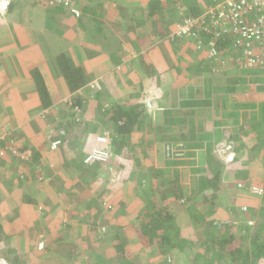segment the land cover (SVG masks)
Instances as JSON below:
<instances>
[{"label":"crops","instance_id":"0c3cea01","mask_svg":"<svg viewBox=\"0 0 264 264\" xmlns=\"http://www.w3.org/2000/svg\"><path fill=\"white\" fill-rule=\"evenodd\" d=\"M11 1L0 0V146L37 153L30 162L13 153L0 161V223L7 237L2 245L12 254L7 251V264H120L125 254L117 250L115 230L139 225L147 210L154 214L146 208L149 200L163 207L162 214L192 215L180 210L181 200L165 195L176 182L187 190L188 178L182 180L174 169L189 159H202L203 170L189 178L195 184L184 198L205 177L209 159L219 167L221 182L231 187L226 200L250 202L245 192L232 188L238 178L264 188V67H245L231 38L223 39L212 61L209 46L200 51L197 40L173 37L182 21L180 8L198 18L222 0H69L80 18L68 10L47 12L58 5L45 6L49 0H17L20 6L9 12ZM60 54L88 76L75 93L65 84ZM33 71L42 76L53 102L48 109ZM78 97L84 99L86 126L77 122ZM116 103L146 105L133 133L137 142L131 138L130 153L120 154L131 159L121 176L122 164L115 158L116 166L109 168L116 176L109 163L102 164L103 171L99 163L83 167L84 159L71 151L107 131L105 110ZM45 110L49 113L43 116ZM48 131L70 144L51 151ZM230 155L247 170L229 168L233 165L225 157ZM263 200L253 198L256 207L250 208L264 218ZM202 209L196 208L200 217ZM223 211H206L205 223L233 219ZM172 223L166 226L184 234L176 217ZM124 244L131 254L127 262L138 263L141 244L131 238Z\"/></svg>","mask_w":264,"mask_h":264},{"label":"trees","instance_id":"16d2710c","mask_svg":"<svg viewBox=\"0 0 264 264\" xmlns=\"http://www.w3.org/2000/svg\"><path fill=\"white\" fill-rule=\"evenodd\" d=\"M56 8L54 10L49 9L47 12H53L55 15H63L65 14V11H70L74 17L76 15L68 9L67 6H64L63 2H57L55 1ZM20 2L17 0H12L11 4L9 6L8 11L12 12L14 9H17L20 6ZM79 10V9H78ZM80 11V10H79ZM180 15L182 18L181 23L183 22V19H188V18H195L197 17L193 13H189L188 11H185L183 8L179 9ZM82 17L77 16V18ZM156 28L159 29L161 28V25L158 24L156 25ZM163 35V34H162ZM202 36H206L205 34L202 33ZM223 40H217V54L215 56H211L210 60L212 59H218L220 49L223 48ZM213 61V60H212ZM58 64L60 67L61 72L64 75V78L66 80V85L67 88L69 89L70 93H75L78 89H81L82 87L86 86L88 83V76L85 73V70L81 67L77 68H72L69 65V62L67 60V57L63 54H60L58 57ZM33 78L36 82L37 89L39 91V95L41 97V100L43 101V105L46 109H48L52 104V100L47 92L46 85L44 83V80L40 73L38 71H33L32 72ZM75 104L73 107H75V110L80 114V119H77V122L79 125H87L85 123L84 118L82 117L83 115V110L85 108L84 104V99H80L79 97L75 99ZM71 105L73 104V101H70ZM114 104L111 109L107 108L105 110V127H107V133L110 135L112 139L111 147H110V159H116L118 154L122 153V151L126 150V153L130 152L129 148L132 147L131 144L133 142V139L137 142L136 140V135L133 136L135 126L138 125V123H141V118L143 114V110H145L146 105L142 104L137 107L135 106H124V104ZM78 109V110H77ZM80 110V111H79ZM73 115V114H72ZM67 126H70L68 124ZM104 127V128H105ZM84 129V128H83ZM67 130V127H66ZM106 130V129H104ZM164 130L163 127H158L157 131L162 132ZM124 137H129L133 138L131 141L124 140ZM96 138V136H95ZM94 138V139H95ZM122 138V139H121ZM48 139L50 140V148H51V143L54 140H61L62 141V148L64 144L66 145L70 144L64 137L63 139L60 138H55L51 135V138ZM121 139V140H120ZM238 139V138H237ZM137 144V143H135ZM238 147L243 148L244 144L240 141L237 140ZM73 146V145H72ZM5 146H0V161L2 157H7L11 155L13 152H10L7 147L4 148ZM75 146L72 147L74 149ZM124 148V149H122ZM53 149L51 148V151ZM7 151V153H6ZM37 152H32V155H36ZM210 154V153H209ZM12 157V156H11ZM14 157V156H13ZM34 157V155H33ZM34 160V159H33ZM83 167L85 168L96 165L98 163H93V164H87L85 162V159L82 161ZM107 164L108 169L110 170V166H113L114 164L112 162H108ZM101 163H99L100 165ZM103 165L101 164L99 166V169L102 168V171L105 170L102 167ZM105 166V168H107ZM193 168H190L189 171H192L193 173L199 172V168H195L194 166H191ZM91 168V167H90ZM219 167H216V164H214V161L212 159L208 160V165L206 169V175L204 177L203 182H199L201 185L196 184L195 187V192L192 194L188 195V198H184L185 194L182 191V189H185V187H179V192H175L173 188H170L168 191L165 192V195L168 197H173L174 200H181L184 202L186 208L188 211L192 210L190 212L192 215L188 214L189 217H193L192 221H194L195 225L200 227H203V232L202 236H204L205 240L204 242V247L200 246L198 247V240L196 242H191L189 239V236L186 234H182L179 228L174 225H169L166 226L168 222L172 223V220L174 219V215L171 214H162V206H160L155 200H149V204L147 205V209L155 210L154 214L150 213V211H145L142 219L140 220V224L137 226H127V227H120L117 226L119 231L117 233V237L119 239L118 244L116 246L118 247L117 250L123 252L122 254H125L123 257V261L120 262V264H131L130 262H127V258L131 257V254L128 256L126 255V252L129 251V248L126 244H124V240H134L135 242H138L141 244L142 250L140 248V251L143 253L142 256L144 258L148 257L147 249L151 251V259H156L157 262L155 264H205V262L209 259V254L211 251L219 254V260L220 264H263L264 263V242L263 238H261L258 235V233L254 232L255 227L253 228L252 226H249L246 224L247 220L250 219H255L258 216L257 212L258 210H254L252 208H249L247 212L241 214H237V209L230 208L229 211L233 215V219L231 221H239L240 224L235 225V224H223L220 228L216 227L215 225L213 226L212 224H206L205 220L208 218L203 215V217L197 216L198 213L196 209H192V207L196 208H201L205 207L206 208L209 206V204L214 201V199H222L226 200L222 197L226 198L228 197L227 191L231 190V187L229 188L227 185H224L220 177L221 175L217 174L216 169ZM264 168V167H263ZM186 175V174H185ZM240 178H238L239 180ZM242 181L244 184H246L249 189H251L254 184H252L250 181H245V180H239ZM242 183H238L234 185L235 188ZM173 186V185H172ZM225 194V195H223ZM195 196L202 195L203 201L201 203H195L191 202L193 201L192 199ZM261 198L260 196H257ZM227 201V200H226ZM229 201V199H228ZM152 202V203H151ZM264 202V200H263ZM168 205V203H167ZM256 209V208H255ZM166 211V210H165ZM241 212V211H240ZM196 217V220H195ZM201 218H204L203 222L201 221ZM261 218V217H259ZM263 219V217L261 218ZM173 224V223H172ZM104 231V230H103ZM238 232V233H237ZM254 232V233H253ZM256 234V235H255ZM132 235V236H129ZM188 236V237H187ZM7 237L5 236L3 226L0 224V255L3 256L7 260V251L10 253L9 249L10 247L2 245L3 241H6ZM195 238L194 240H196ZM199 240H201L199 238ZM207 244H211L212 248L210 247L211 250L205 251V247L207 248ZM125 245V246H124ZM115 246V247H116ZM184 248V253L179 252L178 250L180 248ZM146 251L144 252V250ZM205 249V250H204ZM209 249V248H208ZM205 251V252H204ZM130 252V251H129ZM168 255L170 256L169 259L172 261V263H169L168 261L162 260L163 258H168ZM10 258L12 254H9ZM188 257L191 259L192 263H189V260L185 259ZM209 263L211 260H208Z\"/></svg>","mask_w":264,"mask_h":264},{"label":"built area","instance_id":"2783aa9c","mask_svg":"<svg viewBox=\"0 0 264 264\" xmlns=\"http://www.w3.org/2000/svg\"><path fill=\"white\" fill-rule=\"evenodd\" d=\"M69 4L68 1L64 2L65 6H69ZM73 12L79 16L78 11L73 10ZM177 26L174 38L195 39L198 50L201 51L206 46L210 47V56L217 54V40L231 38L234 46L242 50L245 67H264V0H222L209 8L202 16L183 19V22L178 23ZM202 33L206 36H202ZM80 94L83 95L82 92ZM48 113L49 111L45 110L43 116ZM60 131L64 134V131ZM51 135L50 133L49 138ZM95 142L99 146L96 145L92 149L91 153L86 156L85 162L87 164L108 162L112 143L111 137L105 132L96 135ZM61 146V140H54L51 143L53 150L59 149ZM12 152L22 161L30 162L32 160V152H20L15 149H12ZM239 186L241 187V184ZM253 189L255 195L263 196L264 189L261 186L259 188L254 186ZM242 211L245 213L248 208L243 207ZM228 223L240 224L239 221L230 220L229 222L215 223V225L220 228L223 224ZM246 224L254 226L255 221L248 220Z\"/></svg>","mask_w":264,"mask_h":264},{"label":"rangeland","instance_id":"374dc122","mask_svg":"<svg viewBox=\"0 0 264 264\" xmlns=\"http://www.w3.org/2000/svg\"><path fill=\"white\" fill-rule=\"evenodd\" d=\"M54 1H61V2H69V0H49V1H44L45 3H44V5L45 6H50L49 4H53L54 3ZM71 1V0H70ZM70 4H69V6H67L68 8H70V10L73 12V10H76V11H78L79 12V15L81 14V12L78 10V9H76V8H74L73 6H72V4H71V2H69ZM65 6V5H64ZM74 13V12H73ZM75 14V13H74ZM76 15V14H75ZM77 16V15H76ZM173 45H176V44H173ZM195 81V80H194ZM92 86H93V88H92ZM92 86H90V88H92V89H95V87H96V84H94V83H92ZM86 96H87V94H86ZM85 98V97H84ZM84 113V112H83ZM52 133H53V131H52ZM48 134H50V131H48ZM78 134V135H77ZM81 134L79 133V132H77L76 133V136H77V138H78V140L77 141H79V139L80 138H82V136H80ZM99 135V134H98ZM131 140V138H127V141H130ZM96 147V142H95V139L94 140H92V141H90V142H88L87 143V145L85 146V148L84 149H78V148H75V149H72L71 151H72V156H74L75 158H78L79 157V159H81V160H83V159H85L86 158V156L88 155V154H90L91 153V151H92V149L93 148H95ZM83 151H85L84 153H82ZM125 151V153H123V154H129L130 152H128V153H126V150H124ZM123 151V152H124ZM121 154V153H120ZM120 154H118V158H117V161H119L120 162V164H122L121 165V169H119V174H120V176L122 175V172L125 170V168H127V166H128V164H130L131 163V159H129L128 157H125L124 158V156H121L120 157ZM175 154H177V153H173V155H174V157H175ZM201 154V153H200ZM146 156H148V155H146ZM122 157L124 158V160H122ZM200 159V158H199ZM198 159V157H196V158H193V159H189L188 161H186V162H188V165H183L182 167H177V169H174V170H177V171H179V172H181L180 174H181V178H182V180L184 179V178H188L186 181H187V190H185V189H182V191L183 192H188V190H190L191 188H192V186L195 184V182H193V184H192V181L191 180H189V178H194L195 176L198 178L200 175H202V174H193L192 173V171H194V170H191V171H189V169L190 168H193V167H191V166H194L195 168H197V170H198V168H199V166H201V165H203V161H202V159L201 160H199ZM110 160V162H112L114 165H115V162L116 161H114V159H109ZM219 160L220 161H224V159H223V156H221V157H219ZM225 161H226V163L228 162V163H231V165H233V166H231V167H229V168H233V167H235V168H237V169H242V170H247L246 169V165L245 164H243V165H240V162L239 161H237V159L235 158L234 160H232V156L230 155V156H227V157H225ZM242 162V161H241ZM190 163H195V164H197V165H190ZM116 166V165H115ZM203 167V166H202ZM117 168V167H116ZM123 169V170H122ZM199 169H201V171L203 170L202 168H199ZM130 171V170H129ZM112 172V173H111ZM160 172V171H159ZM110 173L112 174V175H114V176H116V173H115V171H114V169L111 171V169H110ZM146 173L147 172H145L144 171V173H143V175H142V177H144L145 175H146ZM106 174V173H105ZM119 174H118V176H119ZM185 174H186V176H185ZM172 175H174V174H171V176ZM106 176H108L109 178H111L112 176L110 175V174H106ZM111 176V177H110ZM192 176V177H191ZM261 176V175H260ZM234 179H237V178H234ZM116 180V179H115ZM203 180H204V178H202L201 179V181H200V183L201 182H203ZM237 182L235 183V185L236 184H238V183H242L241 184V187L238 185L237 186V188H235V190H236V193L238 194L239 193V195H242V194H240L241 192H245V194H246V196H248L249 198H251V200H250V202H244V204H242L241 202H237V199H236V201H224V200H220V199H218V198H216V199H214V201H212V203L211 204H209V206L206 208V206L205 207H203V209L202 210H204L205 212H204V214L203 215H205L207 212L206 211H208V212H217L218 210H221V211H223L224 213L225 212H227L228 214H229V209L230 208H234V209H237V214H239V213H241V214H243L242 213V211L240 212V208L241 207H247L248 209L251 207V206H254V207H256V205H255V203H253L252 202V199L253 198H255V199H257V198H259V197H257V195H255V193H253L254 192V186H257V188H259V183H257V185H255L254 184V186H252L251 187V189H249V187L246 185V184H244L242 181H238V179L236 180ZM200 183H197V184H199V185H201L202 186V184H200ZM149 184V183H148ZM143 186H147V183L145 182V183H143ZM263 186V185H262ZM261 186V188H263ZM174 187H175V192L177 193V192H179V182H176V183H174ZM232 188H234V185H233V187ZM264 189V188H263ZM263 196H264V194H263ZM262 196V197H263ZM222 198H224V199H226V197H222ZM192 200H194V204L195 203H201L202 201H203V197H202V195H200V196H194V198L192 199ZM191 202H193V201H191ZM258 203H261V201H258ZM257 203V204H258ZM192 209H194V207H192ZM195 209H196V207H195ZM180 210H186V212L188 213V210H187V208H186V206H185V204H184V202H182V204H181V207H180ZM201 209H199V210H197V211H200ZM257 210H259V209H257ZM249 211V210H248ZM202 212V211H201ZM231 213V212H230ZM202 214V213H201ZM200 214V215H201ZM263 214H264V212H263ZM226 215V214H225ZM262 214L261 213H259V217H261L262 218V216H261ZM197 216H199V214L197 215ZM202 216V215H201ZM126 217H128V216H126ZM175 217H176V220H177V222L180 224V227L183 229V232H184V234H186V235H188L189 236V239H190V241L191 242H196L197 240L199 241L198 242V247H200V246H202V247H204V242H205V240L204 241H202V239H204V236H202V232L204 231L203 230V227L202 226H200V227H198V226H196L195 225V223H194V221H192V218L191 217H189L188 215H175ZM259 217H257V218H253V219H251V220H254L255 221V233L257 232L258 233V235H259V237H260V240H261V238H263V242H264V218L263 219H261V218H259ZM128 219H129V217H128ZM193 220H194V218H193ZM195 220H196V217H195ZM230 221V220H229ZM229 221H222V220H217V219H215L214 220V223H213V225H215V223L217 224V223H221V222H229ZM122 222V221H121ZM1 224V223H0ZM216 227H218L217 225H215ZM253 232V233H254ZM238 233V232H237ZM256 235V234H255ZM187 236V237H188ZM195 238H197L196 240H194ZM199 238L201 239V240H199ZM210 247L212 248V245L210 244H207V248L205 247V251H207V250H211L210 249ZM141 248V250H142V247L141 246H139V249ZM209 248V249H208ZM184 248H180L178 251L179 252H181V253H184ZM146 251V249L144 250V252ZM204 251V252H205ZM147 253H148V256L149 257H151L152 255L150 254L151 253V251L149 250V249H147ZM142 254L143 253H141V252H139L138 253V255L135 257V260H136V258H138V260H139V262L138 263H136V264H155V262L153 263V262H148V261H146L145 260V258L142 256ZM209 254V259L208 260H211V262L209 263V261L207 260L206 262H205V264H220L219 262H220V260H219V254H217V253H215V252H213V251H211L210 253H208ZM169 255H168V258H163L162 260H164V261H168L169 263H172V261L169 259ZM186 260L188 259L189 260V263H192L191 261V259H189L188 257H186L185 258ZM0 264H3V263H1L0 262ZM262 264V263H261ZM264 264V263H263Z\"/></svg>","mask_w":264,"mask_h":264},{"label":"clouds","instance_id":"9594fccd","mask_svg":"<svg viewBox=\"0 0 264 264\" xmlns=\"http://www.w3.org/2000/svg\"><path fill=\"white\" fill-rule=\"evenodd\" d=\"M5 4H6V3H5ZM6 7H7V4H6ZM6 7L3 8V6H1V10H5ZM79 16H80V15H79ZM105 132H106V131H105ZM105 132H104V133H105ZM109 136H110V135H109ZM11 148H12V147H11ZM9 149H10V148H9ZM56 150H57V149H56ZM24 162H25V161H24ZM108 162H109V161H108ZM108 162H106V163H108ZM106 163H101V164H106ZM244 207H245V206H244ZM242 208H243V207L240 208V211H242ZM242 212H243V211H242ZM243 213H244V212H243ZM250 220H251V219H250ZM247 221H248V220H247ZM254 226H255V225H254ZM254 226H252V227L254 228ZM0 262L3 263V264H7V260H6L5 258H3V256H1V255H0Z\"/></svg>","mask_w":264,"mask_h":264}]
</instances>
